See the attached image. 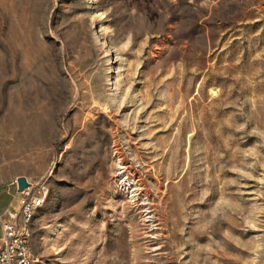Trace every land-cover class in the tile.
<instances>
[{
    "label": "rangeland",
    "instance_id": "374dc122",
    "mask_svg": "<svg viewBox=\"0 0 264 264\" xmlns=\"http://www.w3.org/2000/svg\"><path fill=\"white\" fill-rule=\"evenodd\" d=\"M21 176L35 264H264V0H0Z\"/></svg>",
    "mask_w": 264,
    "mask_h": 264
},
{
    "label": "built area",
    "instance_id": "2783aa9c",
    "mask_svg": "<svg viewBox=\"0 0 264 264\" xmlns=\"http://www.w3.org/2000/svg\"><path fill=\"white\" fill-rule=\"evenodd\" d=\"M18 186V179L15 181ZM16 209L0 215L3 226V243L0 247V264H35L33 255L32 221L37 211L44 206L49 189L45 184L34 190L32 184L20 191Z\"/></svg>",
    "mask_w": 264,
    "mask_h": 264
},
{
    "label": "water",
    "instance_id": "95a60500",
    "mask_svg": "<svg viewBox=\"0 0 264 264\" xmlns=\"http://www.w3.org/2000/svg\"><path fill=\"white\" fill-rule=\"evenodd\" d=\"M29 186H30V182L25 176H21L18 178V188L20 191H23Z\"/></svg>",
    "mask_w": 264,
    "mask_h": 264
},
{
    "label": "crops",
    "instance_id": "0c3cea01",
    "mask_svg": "<svg viewBox=\"0 0 264 264\" xmlns=\"http://www.w3.org/2000/svg\"><path fill=\"white\" fill-rule=\"evenodd\" d=\"M18 206V205H17ZM17 208V207H16ZM15 208V209H16ZM12 210H14L13 208H11ZM3 214L2 212H0V215ZM3 243V226L2 223L0 221V247L2 246Z\"/></svg>",
    "mask_w": 264,
    "mask_h": 264
}]
</instances>
